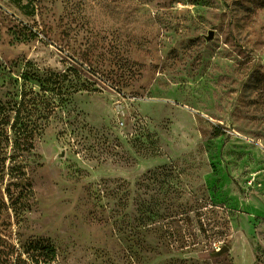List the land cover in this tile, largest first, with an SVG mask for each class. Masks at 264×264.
<instances>
[{
	"label": "rangeland",
	"instance_id": "374dc122",
	"mask_svg": "<svg viewBox=\"0 0 264 264\" xmlns=\"http://www.w3.org/2000/svg\"><path fill=\"white\" fill-rule=\"evenodd\" d=\"M53 74L0 264H264V0H0V102Z\"/></svg>",
	"mask_w": 264,
	"mask_h": 264
},
{
	"label": "trees",
	"instance_id": "16d2710c",
	"mask_svg": "<svg viewBox=\"0 0 264 264\" xmlns=\"http://www.w3.org/2000/svg\"><path fill=\"white\" fill-rule=\"evenodd\" d=\"M66 77L64 74H53L43 83L55 85L54 88L42 85L38 93L23 89L18 100L0 102V174L8 172L9 177L18 181L6 186L5 191L10 199L30 193L29 184L22 185L27 175L22 169L21 160L24 154L34 149L35 140L43 131L41 121H45L47 115L54 111V97L60 93V79ZM69 93L67 95L71 96ZM29 251L31 254L42 251L48 256L55 253L53 248L41 247L37 243H31Z\"/></svg>",
	"mask_w": 264,
	"mask_h": 264
},
{
	"label": "water",
	"instance_id": "95a60500",
	"mask_svg": "<svg viewBox=\"0 0 264 264\" xmlns=\"http://www.w3.org/2000/svg\"><path fill=\"white\" fill-rule=\"evenodd\" d=\"M212 38H213V32L212 31H210L209 33H208V36L206 37V40L207 41H210V40H212ZM228 249L226 248V247H223L222 249H221V253H223V252H225V251H227Z\"/></svg>",
	"mask_w": 264,
	"mask_h": 264
}]
</instances>
